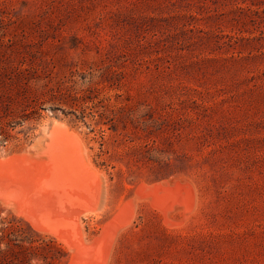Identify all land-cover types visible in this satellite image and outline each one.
<instances>
[{
	"label": "rangeland",
	"instance_id": "1",
	"mask_svg": "<svg viewBox=\"0 0 264 264\" xmlns=\"http://www.w3.org/2000/svg\"><path fill=\"white\" fill-rule=\"evenodd\" d=\"M55 128L94 264H264V0H0V160ZM173 181L163 213L138 191Z\"/></svg>",
	"mask_w": 264,
	"mask_h": 264
},
{
	"label": "bare ground",
	"instance_id": "2",
	"mask_svg": "<svg viewBox=\"0 0 264 264\" xmlns=\"http://www.w3.org/2000/svg\"><path fill=\"white\" fill-rule=\"evenodd\" d=\"M59 137L67 139L64 131L55 128L43 151L0 160V201L9 204L14 213L28 221L32 228L49 233L64 243L71 250L67 264H94L101 236L86 241L88 243L73 240V235L64 231L68 216L62 207L56 205L71 203L81 197L79 187L81 189L82 183L77 164L71 152L60 144ZM55 143L58 148L53 145ZM138 191L162 213L175 203L187 205L192 201L191 187L186 182H160L140 186Z\"/></svg>",
	"mask_w": 264,
	"mask_h": 264
},
{
	"label": "trees",
	"instance_id": "3",
	"mask_svg": "<svg viewBox=\"0 0 264 264\" xmlns=\"http://www.w3.org/2000/svg\"><path fill=\"white\" fill-rule=\"evenodd\" d=\"M67 254L53 238L14 217L0 220V264H63Z\"/></svg>",
	"mask_w": 264,
	"mask_h": 264
}]
</instances>
